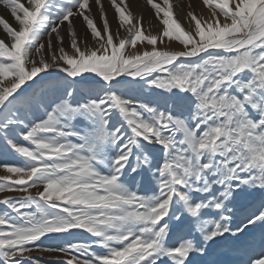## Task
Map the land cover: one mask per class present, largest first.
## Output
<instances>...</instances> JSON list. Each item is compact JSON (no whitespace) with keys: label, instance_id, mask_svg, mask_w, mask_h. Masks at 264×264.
Wrapping results in <instances>:
<instances>
[{"label":"rangeland","instance_id":"obj_1","mask_svg":"<svg viewBox=\"0 0 264 264\" xmlns=\"http://www.w3.org/2000/svg\"><path fill=\"white\" fill-rule=\"evenodd\" d=\"M198 1L0 0V264H264V0Z\"/></svg>","mask_w":264,"mask_h":264},{"label":"crops","instance_id":"obj_2","mask_svg":"<svg viewBox=\"0 0 264 264\" xmlns=\"http://www.w3.org/2000/svg\"><path fill=\"white\" fill-rule=\"evenodd\" d=\"M0 4L2 3L0 2ZM19 12L20 11H17L16 14H11L9 16V15H5V12L0 11V65H7V63L11 60L10 50H20V49L23 50L25 48L24 46L22 47V44L20 43L28 41L27 38H25L23 41L20 42V38L22 34H17L9 31L10 24H17L22 28H24V30L25 28H27L28 23L26 22V17L28 15L26 12H21V14H19ZM34 12L35 10L33 9V13ZM13 17L16 18L17 20L16 22L14 21L12 23L5 22V20H11V18Z\"/></svg>","mask_w":264,"mask_h":264},{"label":"water","instance_id":"obj_3","mask_svg":"<svg viewBox=\"0 0 264 264\" xmlns=\"http://www.w3.org/2000/svg\"><path fill=\"white\" fill-rule=\"evenodd\" d=\"M264 24V16H261V19H259L255 24L251 25L246 34L239 37V38H235V39H231V40H227L225 41L223 44L221 45H215V46H209L204 48L202 51H200L201 53L204 51H212V50H224V49H229L232 48L235 44L243 41L247 36L251 35L254 31L258 30L262 25ZM179 55V54H177ZM180 57H185L186 55L184 54H180ZM175 57V56H174ZM96 81L99 82H105L107 80L105 79H95ZM109 81H113V79L111 78Z\"/></svg>","mask_w":264,"mask_h":264},{"label":"bare ground","instance_id":"obj_4","mask_svg":"<svg viewBox=\"0 0 264 264\" xmlns=\"http://www.w3.org/2000/svg\"><path fill=\"white\" fill-rule=\"evenodd\" d=\"M193 2H194V5L193 6H198V3H199V1L198 0H193ZM182 4V3H181ZM182 6V5H181ZM146 8V7H145ZM151 8V7H150ZM181 8V7H180ZM184 8V7H183ZM0 10H4V8H1ZM6 10V9H5ZM179 10V9H178ZM187 11V10H186ZM142 13H144L143 11H142ZM150 15V14H149ZM186 15V12H185V10L183 11V10H181V11H179L178 12V16L183 20V18L184 17H186L185 16ZM146 17V16H145ZM17 21V20H16ZM187 23V22H186ZM188 24V23H187ZM140 46V48L141 47H143L144 45H142V44H140L139 45ZM175 47H179V46H175ZM173 48V47H172ZM165 58V57H164ZM153 60H160V61H164V60H161V58L159 59V58H157V59H153ZM25 95V94H24ZM18 100V99H17ZM19 100H23V97L21 96V97H19ZM20 102V101H19ZM22 102V101H21ZM1 170V169H0ZM261 253V248L259 247V246H254L253 248H250L249 249V253L248 254H250L251 256L252 255H259Z\"/></svg>","mask_w":264,"mask_h":264}]
</instances>
